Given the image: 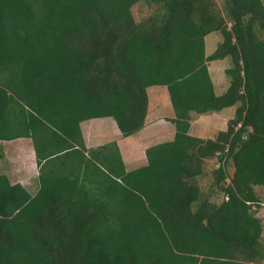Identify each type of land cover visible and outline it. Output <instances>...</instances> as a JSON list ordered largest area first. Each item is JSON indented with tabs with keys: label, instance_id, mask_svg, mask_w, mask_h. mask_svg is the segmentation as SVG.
<instances>
[{
	"label": "trees",
	"instance_id": "trees-1",
	"mask_svg": "<svg viewBox=\"0 0 264 264\" xmlns=\"http://www.w3.org/2000/svg\"><path fill=\"white\" fill-rule=\"evenodd\" d=\"M142 2L153 10L136 21ZM221 4L0 0V160L2 141L28 137L38 169L34 193L0 172V264L264 259L252 210L264 187V0ZM213 31L221 41L206 55ZM224 58L230 81L217 94L207 63ZM152 85L167 87L172 140L131 170L116 141L86 148L81 121L111 117L122 136L143 128ZM234 105L215 138L189 133L192 112Z\"/></svg>",
	"mask_w": 264,
	"mask_h": 264
},
{
	"label": "rangeland",
	"instance_id": "rangeland-1",
	"mask_svg": "<svg viewBox=\"0 0 264 264\" xmlns=\"http://www.w3.org/2000/svg\"><path fill=\"white\" fill-rule=\"evenodd\" d=\"M218 3L220 5L221 0H218ZM152 10L153 7L149 6L144 2L136 4L135 7L133 8V15L135 20L136 21L143 20L150 12H152ZM261 36L264 37V33ZM220 41H221V36L220 33L217 31H213L210 34L206 35L205 36V48L207 51L206 53H208V55L212 53L216 49L217 43ZM207 64H209L208 71L215 86V91L217 94H220L229 85L230 78L226 74L225 69L230 65V62L228 58H224V59H215L208 61ZM148 98L150 99L151 109L155 104H161L160 108L154 107L150 115L151 116L155 114H157L158 116L159 114L163 116L166 115V117H168V123L166 122L163 124H159V126H156L155 124V126H153L154 129H151V131L149 127H146V129L143 131V134L145 135L147 133L146 136L147 138L143 137L144 139L143 143L151 139L150 133L159 132L165 129L168 130L175 129V125L171 121V118L174 117V110L169 98L167 87L164 85L150 86L148 88ZM235 107H236L235 105L226 107L224 108V110L219 112L221 114H218L217 116L215 115L216 114L215 111L208 112L206 114H201V113L199 114L196 112H192L189 119L190 122L192 120V123H190L191 124L190 133L199 137L215 138L219 131L226 130L227 124L225 123L228 120V118L234 114ZM214 118L219 119V122L217 121V123H212ZM110 119L115 121L111 117ZM114 124L118 132L120 133V130L118 129L115 122ZM85 126L86 125L82 126L83 131ZM119 133L118 135L115 136V133L113 132L112 129L108 130L107 135L105 136L103 135L101 137V139H103L102 143H107L108 141H111L113 139L116 140V142L121 146L122 154L124 155L125 164L128 170L134 169L144 164L145 157L142 155L143 154V149L141 144L142 139L140 138L141 136L138 133V131L129 136H122ZM169 134L167 136H169ZM20 143L21 141L5 143L4 145L5 158L0 160V172L10 171L9 178L11 179L12 182H21L22 184L27 186V188L32 193H34L38 188V179H37L38 169L36 166V161L35 159H33V156H31V149L29 147L30 146L29 142H26V144L24 145H20ZM206 161H207L206 166H211V163L214 162V158L212 159L206 158ZM202 184L204 183L202 182ZM206 190L208 191V188H206ZM256 190L261 200L259 205L255 204L256 207L254 205L252 206V210L253 211L255 210V214L258 217H260L261 220H263L262 224L264 226V187L256 186ZM223 198H224L223 194L217 193L211 199L213 201L220 202ZM261 243L264 251V231H263ZM255 264H264V259L259 262H256Z\"/></svg>",
	"mask_w": 264,
	"mask_h": 264
},
{
	"label": "crops",
	"instance_id": "crops-1",
	"mask_svg": "<svg viewBox=\"0 0 264 264\" xmlns=\"http://www.w3.org/2000/svg\"><path fill=\"white\" fill-rule=\"evenodd\" d=\"M205 52H207L206 51V48H205ZM206 55H208V53H206ZM208 69H209V64H208ZM148 88H147V92H148ZM160 106H161V104H155L153 106V108L154 107L160 108ZM153 108L151 109L150 99L148 98V110H147V115H146V118H145V124H144L143 128L138 131V133L141 136L140 138L142 139V142H141L142 149H143V154L142 155L145 157V162L141 166H143V165H145L147 163V157H146V154H145V150L148 147H150L152 145H155V144H158V143H161V142H165V141L172 140L173 137H174V134H175V129L174 130H172V129H170V130L165 129V130H161L159 132H153V133H150L151 139H149L147 142L143 143V140H144L143 137L144 138H147L146 137L147 136V133L145 135L143 134V131L146 129V127H149V129L151 131V129H154L153 126H155V124H156V126H159V124H163V123H166V122L168 123V117H166V115L163 116V115H160L159 114V116H158L157 114H155V115L151 116L150 114H151V111L153 110ZM222 110H224V109H222ZM221 111L215 112L216 113L215 115L217 116L218 114H221V113H219ZM234 112H235V110H234ZM233 115L230 116L228 118V120L230 118H232ZM217 121L219 122V119L214 118V120H213L212 123H217ZM227 121H226L225 124H227ZM114 122L115 121H113L112 119H110V117H97V118H91V119H87V120L81 121L80 127H81V131H82V135H83V138H84V143H85L86 148L91 149V148L98 147V146H100L102 144H105V143H102L103 142V139H101V137L103 135L104 136L107 135L108 130H111L112 129L113 132L115 133V136L118 135L119 132H118V130H117ZM190 123H192V120H191ZM83 125H86L84 127V131L82 130V126ZM190 128H191V124H190V127H189V133L191 131ZM138 133H137V136H138ZM108 134H111V133H108ZM119 134H121V133H119ZM168 134H169V136H167ZM191 135H193V134H191ZM113 140L116 141L115 139H113ZM113 140H111V141H113ZM17 141H21L20 145H24V144H26V142H29V144H30L29 147L31 149V156H33V159H35V154H34L32 142H31V139L28 138V137H19V138L12 139V140L2 141L3 153H4V156H3L2 159L5 158V152H4V150H5L4 149L5 143H8V142H17ZM108 142H110V141H108ZM20 145H18V146H20ZM118 147H119L120 153L122 155V158L124 160V155L122 154V149H121V146L119 144H118ZM141 153H142V151H141ZM124 162H125V160H124ZM125 166H126V164H125ZM3 173H6V174L9 175L10 174V171L9 172L8 171H3Z\"/></svg>",
	"mask_w": 264,
	"mask_h": 264
}]
</instances>
